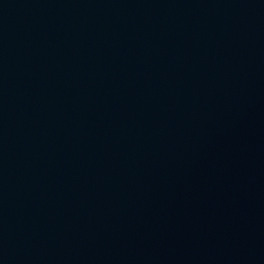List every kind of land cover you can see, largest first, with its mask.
I'll use <instances>...</instances> for the list:
<instances>
[{"label": "water", "instance_id": "water-1", "mask_svg": "<svg viewBox=\"0 0 264 264\" xmlns=\"http://www.w3.org/2000/svg\"><path fill=\"white\" fill-rule=\"evenodd\" d=\"M0 264H264V0H0Z\"/></svg>", "mask_w": 264, "mask_h": 264}]
</instances>
